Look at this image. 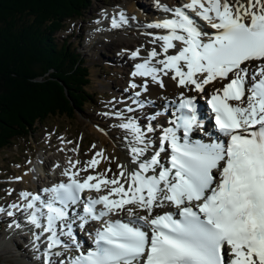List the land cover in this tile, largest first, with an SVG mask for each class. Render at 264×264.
Listing matches in <instances>:
<instances>
[{"label": "snow or ice", "instance_id": "obj_1", "mask_svg": "<svg viewBox=\"0 0 264 264\" xmlns=\"http://www.w3.org/2000/svg\"><path fill=\"white\" fill-rule=\"evenodd\" d=\"M155 7L170 18L143 25L161 30L146 33L150 49L125 50L138 61L127 102L104 113L118 121L126 162L103 149L83 167L70 160L66 182L22 191V203L0 208L35 229L40 264H264V0ZM130 20L120 10L111 27ZM150 85L179 92L162 97L167 126L159 111L143 125L135 115L154 104ZM91 222L100 226L88 247L76 229Z\"/></svg>", "mask_w": 264, "mask_h": 264}, {"label": "trees", "instance_id": "obj_2", "mask_svg": "<svg viewBox=\"0 0 264 264\" xmlns=\"http://www.w3.org/2000/svg\"><path fill=\"white\" fill-rule=\"evenodd\" d=\"M2 2L9 5L0 8V149L47 118H74L94 99L91 66L76 41L56 36L68 20L84 19L91 0Z\"/></svg>", "mask_w": 264, "mask_h": 264}, {"label": "rangeland", "instance_id": "obj_3", "mask_svg": "<svg viewBox=\"0 0 264 264\" xmlns=\"http://www.w3.org/2000/svg\"><path fill=\"white\" fill-rule=\"evenodd\" d=\"M130 1L147 8L152 6L150 0ZM7 3L0 0V8L5 9L9 5ZM125 3L126 0H91L90 11L83 20H79V18L68 20L65 30L57 33V39L61 43L64 39L74 41L80 40L79 36L84 37L80 43L76 42L75 46L78 47V52L86 58L87 64L92 65L87 89L92 92L94 99L90 102L88 109L78 111L74 118H47L43 123H39L35 131L28 137L16 138L11 146L0 149V175L6 178L5 183H2L4 185L0 187V201L9 196V190L11 192L14 189L17 194L20 190H34L32 187L36 185L37 181L33 183L31 175L25 180L30 184L27 185V189H24L22 175L28 171L31 173L29 169L37 161L39 162V158H41V162L43 161L44 166L47 165L50 176L52 173H59V170H63L65 165L69 167L70 160L80 161L79 167H83L85 162L93 156V145L98 148L99 138L95 129L107 130L114 125L111 118H107L104 113L109 110L108 107L112 104L116 109H121L116 107L118 102L114 101H119L118 94L120 92L116 91L123 88L120 81L123 80L122 75L126 74L129 67L125 64V60H120L125 56H118L113 46L98 41L93 45L94 39L87 38V33L89 34V31L94 29L93 25L97 20H93L95 17L99 19L104 10L115 9ZM112 56L113 59L115 58V63H120V68L111 62H106V60H112ZM17 109L16 106L11 112H15ZM18 177L20 179H17ZM33 178L35 179V177ZM15 186L18 187V191ZM14 258H17L19 262L27 263L20 251L15 249L13 242L8 241L0 247V264H16L17 260Z\"/></svg>", "mask_w": 264, "mask_h": 264}, {"label": "bare ground", "instance_id": "obj_4", "mask_svg": "<svg viewBox=\"0 0 264 264\" xmlns=\"http://www.w3.org/2000/svg\"><path fill=\"white\" fill-rule=\"evenodd\" d=\"M150 1H152L151 2L152 6L147 8L141 4H137L133 1L126 0V3L124 5H119L117 10L113 9L114 12L113 13L111 12L110 15L108 16V21L104 22V18H107V15L101 14L100 19L98 21L99 23L97 24L98 26L90 30V38L94 39L93 45L94 43H97V41L99 43L111 45L118 53V56H125V58L120 59V60H125L126 61L125 64L127 65V67H129V70L126 72V74L122 75L123 80L120 81L122 85L125 87H128V81L130 79L129 73L133 70L134 63L138 62L131 60L129 56L125 53V50L131 51L136 48H140L141 46H144V48L146 49H150L152 45L149 43V41L152 39V37L147 36L146 33L148 31H155V32L161 31V30H151L143 27V25H146L147 22L150 23L155 22V21L147 20L146 16H143V20H142V15L140 14V12H144L143 15H145L146 13L151 15L153 11L157 9L155 7V0H150ZM161 3L173 4L175 3V0H161ZM121 9L128 10L129 17L135 16L136 20H130L128 26H123L121 28H112L111 25L109 24V17L119 12V10ZM141 55L142 56L146 55V51L142 50ZM139 82H140L139 79H137V83ZM166 83H170L167 81V78H166ZM128 95L129 94L124 93L123 91H120V93L118 94L119 100L122 99L121 101L122 102L121 104L123 105L122 108H124L125 103L127 102ZM178 95L179 92L174 93L173 87L171 86L165 89H159L155 85H150L149 92L145 94V98H154L156 100H159L160 102L163 100L162 97L167 96L169 99H174L175 96ZM108 109L109 110H107V112L113 111V104L109 105ZM145 114L146 112L143 110L135 113L136 117L140 120L142 125L147 123ZM107 118H111V117L107 116ZM111 121H113L114 125L118 123V121L113 118H111ZM157 122H159V118L157 119ZM162 122L163 121L160 119V123ZM95 130L97 131L98 134L99 143H98V148H94L93 156L95 155L96 152L103 149L105 150V154L107 156H111L113 158L119 159L121 163H125L126 162L125 142L122 139V135H123L122 131L113 126H110V128H108L107 130H97V128ZM92 157H90L85 163H87ZM43 164H44L43 161L41 162V158H39V162L37 161V169L31 168L29 169L31 170V173L28 171L22 175L24 189H27V185L30 184V183H26L25 180H27L31 175L33 177H36V175H38L42 171L44 167ZM79 164L77 165V168H80ZM65 168H67L66 165L64 169ZM64 169L63 170L60 169L59 173H52V176L48 175L47 171H45L42 175H39V177H41V180L43 177H47L49 180H51L52 178L59 179L64 176L62 175ZM36 184H40V183L36 182ZM160 211H166V210L162 209ZM139 214L143 215L145 213L141 212ZM10 238H12V235L7 234L5 237V241L6 242L10 241ZM14 260H17V258H14ZM16 264H23V262H19L17 260Z\"/></svg>", "mask_w": 264, "mask_h": 264}]
</instances>
